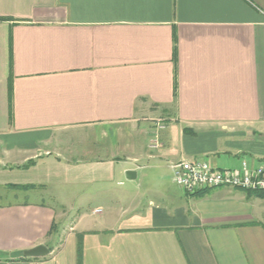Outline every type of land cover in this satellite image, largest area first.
<instances>
[{
  "label": "crops",
  "instance_id": "obj_1",
  "mask_svg": "<svg viewBox=\"0 0 264 264\" xmlns=\"http://www.w3.org/2000/svg\"><path fill=\"white\" fill-rule=\"evenodd\" d=\"M182 160L264 165V0H0V264H264V198Z\"/></svg>",
  "mask_w": 264,
  "mask_h": 264
},
{
  "label": "built area",
  "instance_id": "obj_2",
  "mask_svg": "<svg viewBox=\"0 0 264 264\" xmlns=\"http://www.w3.org/2000/svg\"><path fill=\"white\" fill-rule=\"evenodd\" d=\"M167 129L164 121L155 122L152 150L161 147L159 134ZM173 181L188 194L221 187L242 189L252 192H264V165L255 169L249 162L243 163L241 170H219L206 160H182L172 164Z\"/></svg>",
  "mask_w": 264,
  "mask_h": 264
},
{
  "label": "water",
  "instance_id": "obj_3",
  "mask_svg": "<svg viewBox=\"0 0 264 264\" xmlns=\"http://www.w3.org/2000/svg\"><path fill=\"white\" fill-rule=\"evenodd\" d=\"M136 177H137V173L135 171H129L127 173L128 179L135 180ZM49 254H50V250L46 246H38L24 253V255L28 258H44Z\"/></svg>",
  "mask_w": 264,
  "mask_h": 264
},
{
  "label": "rangeland",
  "instance_id": "obj_4",
  "mask_svg": "<svg viewBox=\"0 0 264 264\" xmlns=\"http://www.w3.org/2000/svg\"><path fill=\"white\" fill-rule=\"evenodd\" d=\"M19 194L21 196L20 197L21 199L26 198V196L23 193H19ZM28 198L35 199V200L39 199L36 196H30ZM13 201H16V191L8 189V188L0 189V203H8V202H13ZM45 201L50 204L52 203L55 204V202H53L52 200L48 198Z\"/></svg>",
  "mask_w": 264,
  "mask_h": 264
},
{
  "label": "trees",
  "instance_id": "obj_5",
  "mask_svg": "<svg viewBox=\"0 0 264 264\" xmlns=\"http://www.w3.org/2000/svg\"><path fill=\"white\" fill-rule=\"evenodd\" d=\"M21 188L22 189H28V188H33V186H24V187H21ZM250 194L251 195H257L259 197H263L264 198V192H250Z\"/></svg>",
  "mask_w": 264,
  "mask_h": 264
}]
</instances>
